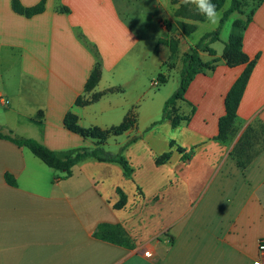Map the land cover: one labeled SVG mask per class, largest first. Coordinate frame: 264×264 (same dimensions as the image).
I'll return each mask as SVG.
<instances>
[{
    "label": "crops",
    "instance_id": "1",
    "mask_svg": "<svg viewBox=\"0 0 264 264\" xmlns=\"http://www.w3.org/2000/svg\"><path fill=\"white\" fill-rule=\"evenodd\" d=\"M20 1L25 7L42 2ZM156 1L158 8L170 3ZM119 3L46 0L43 13L27 18L14 11L12 0H0V133L13 132L55 152L92 149L94 140L65 127L68 113L77 115L84 128L107 130L121 125L136 109L140 112L137 123L124 134L128 140L120 153L145 144L156 171L167 175L168 183L151 196L138 183L132 199L121 184L112 181L122 174L126 178L118 164L89 158L73 168L71 177L64 178V173L48 167L29 149L0 138V264H264L260 251L264 240V139L262 146L255 144L249 150L245 168L231 156L249 128H261L264 133V2H249L244 15H232V25L238 18L251 17L243 30V45L249 58L257 60L232 140L223 144L215 138L226 114L227 94L245 66L230 67L221 60L191 84L187 99L197 112L188 124L175 130L167 150L161 152L148 141L155 128L148 135L146 132L156 123L161 104L179 89L182 58L198 43L191 44L177 30L171 32L180 41L178 52L172 54L169 47L159 44L158 36L144 37L138 28L143 31L146 21L133 27ZM229 7L222 9L223 14ZM175 10H167L165 18L156 21L165 33L163 21L175 20ZM184 21L197 26L208 22ZM229 38L222 37L224 44ZM215 43L211 48L216 56L200 54L204 62L223 57L225 46L220 52L213 47ZM97 64L101 80L86 93ZM160 74L167 79L164 86L176 78L179 86L157 102L151 88ZM117 88L120 91L106 93L93 104L76 105L80 97L89 99ZM141 118L151 126L139 131ZM134 139L138 140L129 144ZM166 154L170 157L156 165V159ZM135 172L134 168L133 179L128 180L136 183ZM7 174L14 177L15 184L7 181ZM119 188L128 197L122 209L115 208ZM174 197L180 203H171ZM148 203L152 212L144 228L141 209ZM156 221L158 225L152 226ZM102 224L122 225L135 247L127 249L96 238ZM142 230L146 232L141 234Z\"/></svg>",
    "mask_w": 264,
    "mask_h": 264
},
{
    "label": "trees",
    "instance_id": "2",
    "mask_svg": "<svg viewBox=\"0 0 264 264\" xmlns=\"http://www.w3.org/2000/svg\"><path fill=\"white\" fill-rule=\"evenodd\" d=\"M226 1L227 0H212V3L216 4L218 11H221L225 6ZM249 2L263 3L264 0H231L229 9H227L223 14L220 27L216 31L206 34L196 46L191 48L190 52L184 54L182 58L183 66L180 73V87L166 101L163 109L162 121L170 122L173 129H177L188 124L197 112L196 106L187 99L188 90L195 78L199 74L213 69L216 63L224 60L230 67L245 66L243 73L238 77L227 94L225 100L226 114L219 121V134L215 138L216 141L223 144L229 143L232 140L235 133V125L238 119V109L251 75L257 64V60H251L244 52L243 45V30H245L252 21L251 17L247 16L246 19L238 18L233 22L234 30L230 35L229 40L225 43V50L222 58H216L212 62L206 63L202 60L200 54L202 52H208L212 56H216V51L211 48V44L221 40L222 29L234 13H238L240 15L245 14L244 9ZM172 3L174 5H178L174 12L176 22L167 24L166 30L168 34L164 38L160 39L159 44L166 45L170 48L172 54H176L179 49L180 41L178 38L171 35L172 30L175 28L182 38H187L197 31L198 26L196 24L187 23L184 20L205 22L206 18L197 11L194 5H185L182 0H172ZM12 7L17 14L27 18H32L45 11L46 0H42L40 4L34 7H25L20 0H12ZM101 76V67L97 64L86 84V93L92 92L98 86ZM158 80H160L162 85L167 83L166 77L162 74L158 76ZM118 91H120L119 88L110 89L103 93L94 94L89 99L80 97L77 100L76 105L83 107L93 104L99 101L106 93H114ZM181 105L182 107H189L190 111L188 113H182L180 111ZM137 120L138 114L136 109H134L128 113L121 125L103 130L99 127L84 128L80 125L77 115L72 112L68 113L64 119L65 127L69 131L83 137L84 139L94 140L96 142V146L92 149L81 148L67 152H55L36 140L16 137L13 132L8 134L0 133V138L9 140L20 147L29 149L48 167L55 171L64 173V178L71 177L73 174V168L80 162L93 158L99 162L115 163L120 165L123 169L124 176L127 179H132L134 168L124 154H111L107 152L103 146L110 137H118L128 132L136 125ZM157 124H159V122L154 125ZM253 132L254 129L249 128L231 154L232 158H234L242 168H245L250 161L248 153L254 145L252 137ZM137 140L138 139H134L129 144L135 143ZM173 145H175L174 141L171 142V146ZM180 152L184 153L185 151L180 148ZM169 157V154L162 156V158L159 159V165L163 164ZM185 160H187V157L184 158V161ZM6 179L10 184L16 183L14 177L9 174L6 175ZM118 193L120 195V200L115 205V208L122 209L126 206L128 197L120 188L118 189ZM96 238L127 249H133L135 247L132 238L120 224L100 225L96 232Z\"/></svg>",
    "mask_w": 264,
    "mask_h": 264
},
{
    "label": "rangeland",
    "instance_id": "3",
    "mask_svg": "<svg viewBox=\"0 0 264 264\" xmlns=\"http://www.w3.org/2000/svg\"><path fill=\"white\" fill-rule=\"evenodd\" d=\"M169 6H166V4L163 3V1L159 0V3H163V7L159 6V8L157 6H155L157 4L156 0H120L119 6L120 8H125L123 10H126L125 13V18L127 19V21L134 27V26H140L138 25V23H144L146 21V25L147 27H143V31L140 28L141 32L144 33V37L147 36H158V38H164L168 33H165L162 29H161V25H159V22H156L157 19H161V18H165L166 16V12L168 10V12H173V7L174 9L177 8L178 5H173L171 0H169ZM231 0H228V5L226 7H229L231 5ZM226 7L224 9H226ZM222 13L221 18L223 17V10L220 11ZM235 16H232L230 18V20H228V22L224 25L223 29H222V33L221 36L223 37V39H228V37L230 36V33L233 32V25H232V21L234 19ZM175 20L172 19H166L163 21V25L166 27L168 23H175ZM220 20L219 23L217 25H211L209 22H206L205 24H201L200 26H198V29L196 32H194L193 34H191L189 36V41L191 42V44H197L199 43V41L206 35L209 33H212L214 31H216L219 27H220ZM173 33L176 32V29L174 28L172 30ZM142 33V34H143ZM146 34V35H145ZM221 40L216 42L215 45L213 47H216L217 50H223L224 49V42ZM177 38V37H176ZM146 39V38H145ZM185 39V38H184ZM149 40V39H148ZM186 40V39H185ZM151 43V42H150ZM221 52V51H220ZM159 81L158 77H156V79L153 80L154 81ZM173 80L170 81L169 84L167 85H160L159 87H154L152 85V91L151 93L154 96L155 101L159 102L160 100L164 99L165 96L170 92L171 88L174 87L178 88L179 86V78H176L175 82H172ZM152 82V83H153ZM161 83V82H160ZM175 83V84H173ZM171 97V96H170ZM147 101V100H146ZM165 103L163 102L160 106V108L158 109L159 114L156 117V123L159 122V124L154 125L148 129V131L146 132V134L148 132H150L151 130H153L154 128V132L151 133L148 141L152 140L153 145L155 146V148L161 152L162 150H167V143L172 139V136L175 135V130L173 129L172 126L170 124H164L161 125L163 122L160 118L163 114V109H164ZM182 113H188L189 111H187L186 107H182L181 105V110ZM137 113H140L137 110ZM141 115L143 116L142 112ZM145 115V114H144ZM163 118V116H162ZM161 120V122H160ZM146 122H143V119L141 118V122H140V127H139V131L140 130H145L147 126H151L148 123L145 124ZM157 127V128H156ZM254 129V128H253ZM145 132V131H144ZM137 133V132H136ZM263 130L260 128L259 131L254 129L253 132V143L254 145L256 144L255 147H260L263 145V139L264 136H262ZM135 135V134H133ZM148 135V134H147ZM259 141H257L258 139ZM257 139V140H256ZM128 140V136L126 135H122L119 137H112L110 138L106 145L103 146V148L111 153V154H118L121 152L122 147L124 146L123 144ZM123 145V146H122ZM131 162V164L133 165V167L135 168V173H136V183L133 181L128 180L127 178H122L121 176H113L112 177V181H117L119 184H121V186L123 187L124 191L128 194V196L130 198L133 199L134 195H136V188L137 185L143 184L147 190V195L151 196L152 194H154L156 191H158L161 187H164L167 185V175H161V173L156 171V166L154 164V162L152 161V159H150V156L148 155V152L146 151V147L145 144H139L138 146L132 148V149H128L127 151H125L123 153ZM162 157H159L156 159V165H159V159ZM167 169V168H166ZM152 170H155L156 172H152ZM133 179V178H132ZM162 185V186H161ZM163 192L167 193V189L163 190ZM175 193V192H174ZM139 196H143V192L142 190L138 191ZM160 197H158L156 199V201L159 199ZM156 201H154L153 204L156 203ZM179 201L180 198L174 197L172 198V202L174 204L180 203ZM165 204H167V200L164 201ZM151 203H148V206L146 207V205L141 209V216H142V225L145 224V221L148 219V217L150 216V212L151 211ZM137 210H139V208L137 207ZM153 218H154V214H152ZM162 216V215H161ZM157 221L153 222L152 226H157ZM143 227H148V226H144ZM144 232H146V230H142L141 234H143Z\"/></svg>",
    "mask_w": 264,
    "mask_h": 264
},
{
    "label": "clouds",
    "instance_id": "4",
    "mask_svg": "<svg viewBox=\"0 0 264 264\" xmlns=\"http://www.w3.org/2000/svg\"><path fill=\"white\" fill-rule=\"evenodd\" d=\"M185 5H194L197 11L204 15L211 25H217L222 13L218 11L212 0H182Z\"/></svg>",
    "mask_w": 264,
    "mask_h": 264
},
{
    "label": "built area",
    "instance_id": "5",
    "mask_svg": "<svg viewBox=\"0 0 264 264\" xmlns=\"http://www.w3.org/2000/svg\"><path fill=\"white\" fill-rule=\"evenodd\" d=\"M152 85L154 87H159L162 84L159 81L156 80V81H154L152 83ZM260 251H261V253H264V240L260 241ZM146 255L149 256V252H146ZM256 264H262V263H261V261H258Z\"/></svg>",
    "mask_w": 264,
    "mask_h": 264
}]
</instances>
